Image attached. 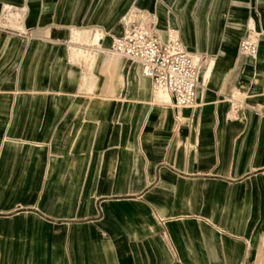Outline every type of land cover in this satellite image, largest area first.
Wrapping results in <instances>:
<instances>
[{
	"label": "crops",
	"instance_id": "crops-1",
	"mask_svg": "<svg viewBox=\"0 0 264 264\" xmlns=\"http://www.w3.org/2000/svg\"><path fill=\"white\" fill-rule=\"evenodd\" d=\"M219 2L215 14L205 0L195 10L191 45L181 15L174 20L190 50L208 53L201 63L211 60L203 65L194 109H174L187 119L192 114L190 124L175 132L167 94H152L138 64L108 55L110 38L101 46H70L72 60L87 59L90 72L121 81L128 89L125 99L139 97L141 105L122 113H138L137 121L122 129V138H114L108 119L115 102L99 98L87 103L92 118L79 125L72 139L65 125L77 123L82 95L48 92L40 97L49 112L42 137L54 154L42 177L46 214L29 208L0 212V259L6 264H238V243L225 230L246 234L264 212V0ZM249 22L260 36L259 50L241 56L238 40ZM121 32L119 24L111 31ZM9 96L0 93V119L10 112L16 130L27 124L24 116L13 115L36 95H11L6 104ZM20 99L26 104L19 106ZM235 105L239 109L230 110ZM56 109L68 112L52 121ZM18 150L24 158L29 148ZM7 156L1 155L2 163ZM260 234H253L254 253Z\"/></svg>",
	"mask_w": 264,
	"mask_h": 264
},
{
	"label": "rangeland",
	"instance_id": "rangeland-1",
	"mask_svg": "<svg viewBox=\"0 0 264 264\" xmlns=\"http://www.w3.org/2000/svg\"><path fill=\"white\" fill-rule=\"evenodd\" d=\"M202 1L204 0H129L130 7L125 9L128 0H0V93H9L6 104L11 102V95L23 93L36 95L34 99L28 101L31 106L24 107L13 115L24 116L23 124L27 125L22 126L21 123L17 125L16 130H12L10 112L4 119H0V157L2 154L8 155L3 163L0 160V169L5 168L0 174V212L29 208V210L35 209L41 217L46 214L43 210L44 179L42 177L46 171L48 172L50 160L53 159L54 154L49 148L48 141L42 137L44 116L49 114L43 107V100L40 99L44 93L76 92L82 95L83 106L81 112L77 113V123L65 125L69 129L65 131V134L72 139L74 135H77L79 125L87 123L92 118L89 113L88 115L86 113L87 103L99 98L111 99L115 102L111 118L108 119L114 138H122V129L131 128L137 121L138 113L133 117L129 113L127 115L122 113L127 106L129 110L141 105L139 97L125 99L124 97L128 96L126 94L128 89L121 81H111L107 79L108 76L105 78L95 70L90 72L87 59L76 57L72 60L69 55L70 46H87L88 40L96 31L102 34L103 38L100 40L102 43L104 39L113 35L111 31L114 26L119 24L122 29L123 19H134L135 11L139 9L156 17V29L161 36L163 33L161 28L167 22L170 23V27L177 31L181 42L200 68L205 62L211 63V60L201 63L209 56L208 53L190 50L184 44L179 24L176 28L174 20L178 21L179 14L181 15L185 41L186 44L191 45L189 23ZM205 1V6L210 8L209 11L214 14L219 11L220 0ZM163 10H165L164 14H162ZM222 14L223 17H227L228 11L222 10ZM78 35L83 36L82 38L87 41H83L84 44L79 43L78 40L75 42ZM254 40L256 55L260 40L256 30ZM238 48L239 55L249 56L240 54ZM84 73H87L85 78H83ZM50 81H56V83H50ZM198 81L199 87L200 80ZM150 90H154L151 84ZM63 102L58 101L60 104ZM18 103L19 106L26 104V100L20 99ZM171 108L174 114V132L190 124L186 113L177 114L175 107ZM234 109L239 108L235 105L230 110ZM67 112L68 110L65 109H56L50 113V117L52 121L60 117L64 118ZM26 114H33L34 119L26 118ZM176 116L180 119L179 124L176 123ZM93 119L99 130L98 119L94 115ZM31 126L33 127L31 131L25 130L26 127ZM21 127H24V130H19ZM99 133L100 131L98 135ZM22 145L29 148L28 152L23 153L26 155L24 158L19 157L21 152L18 147ZM65 182L68 186L69 181H63L64 184ZM54 198L58 197L54 196ZM256 218L257 221L253 227L246 228V234L231 232L228 228L225 230L227 236H231L238 243L236 244L239 246L238 264H264V212L257 214ZM258 232L261 233L260 243L258 252L254 253L252 252V248H255L253 234ZM0 246L1 254L3 246ZM0 264H6V260L0 259Z\"/></svg>",
	"mask_w": 264,
	"mask_h": 264
},
{
	"label": "built area",
	"instance_id": "built-area-1",
	"mask_svg": "<svg viewBox=\"0 0 264 264\" xmlns=\"http://www.w3.org/2000/svg\"><path fill=\"white\" fill-rule=\"evenodd\" d=\"M157 19L136 9L134 19L122 21V32L110 37L108 51L124 59L135 61L142 74L150 79L153 89L161 88L170 99L171 107H188L193 110L199 85L198 67L183 46L175 29L163 39L156 29ZM255 28L251 22L239 41L242 55H255ZM176 123L180 119L176 116ZM192 121V114L188 122Z\"/></svg>",
	"mask_w": 264,
	"mask_h": 264
},
{
	"label": "bare ground",
	"instance_id": "bare-ground-1",
	"mask_svg": "<svg viewBox=\"0 0 264 264\" xmlns=\"http://www.w3.org/2000/svg\"><path fill=\"white\" fill-rule=\"evenodd\" d=\"M160 4V3H159ZM158 7V6H157ZM164 7V6H163ZM158 9V8H157ZM160 9V8H159ZM165 13V10H163V13L162 14H164ZM172 29V27H170V23H166L164 26H163V28H161V30L163 31V33H162V38L163 39H166L167 38V36H168V31L169 30H171ZM164 32H165V34H164ZM164 34V35H163ZM179 36V35H178ZM76 37V36H75ZM83 37V36H82ZM81 36H77L75 39H76V42H77V40H78V42L80 43H84L83 41H87V39H83ZM85 38H87V36H85ZM103 38V36H102V34L100 33V32H98V31H96L95 33H93L92 34V36L90 37V39L88 40V43L89 44H92V45H97V46H101V43H100V40ZM75 41V40H74ZM183 44V43H182ZM184 46V45H183ZM185 47V46H184ZM186 48V47H185ZM187 49V48H186ZM105 51L108 53V55H110V56H115V57H121V56H119V55H117V54H115V53H111L110 51H108V47L105 49ZM188 51V50H187ZM251 56H254V55H251ZM121 58H123V57H121ZM124 59V58H123ZM125 61H126V63H136V64H138L137 62H135V61H132V60H129V59H124ZM204 67H203V65H201V67L199 68V66H198V79H200V77L201 76H203V74H204ZM141 72V71H140ZM142 74V73H141ZM142 76H144V77H147L146 75H144V74H142ZM148 78V77H147ZM149 79V78H148ZM150 80V79H149ZM198 89V88H197ZM164 93H166L164 90H162L161 88H156V89H154V90H152V94L154 95V94H156V95H158V96H160V95H162V94H164ZM167 94V93H166ZM167 96H168V94H167ZM196 96H197V91H196ZM154 97V96H153ZM168 98H169V96H168ZM169 102H170V99H169ZM169 102L168 103H166L167 105L169 104ZM195 103H196V98H195ZM195 105V104H194ZM193 105V106H194ZM176 108H181V107H176Z\"/></svg>",
	"mask_w": 264,
	"mask_h": 264
}]
</instances>
